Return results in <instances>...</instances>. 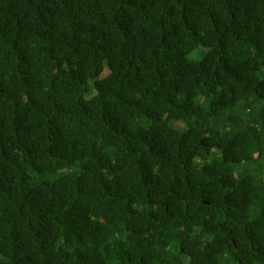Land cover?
I'll list each match as a JSON object with an SVG mask.
<instances>
[{"label":"trees","instance_id":"trees-1","mask_svg":"<svg viewBox=\"0 0 264 264\" xmlns=\"http://www.w3.org/2000/svg\"><path fill=\"white\" fill-rule=\"evenodd\" d=\"M0 264H264V0H0Z\"/></svg>","mask_w":264,"mask_h":264},{"label":"rangeland","instance_id":"rangeland-1","mask_svg":"<svg viewBox=\"0 0 264 264\" xmlns=\"http://www.w3.org/2000/svg\"><path fill=\"white\" fill-rule=\"evenodd\" d=\"M206 51H207V48L200 46L199 48H196V50L191 53V56L196 59H202ZM106 73H107V69L104 71L103 75H105Z\"/></svg>","mask_w":264,"mask_h":264}]
</instances>
